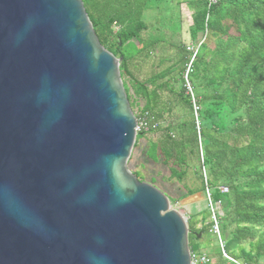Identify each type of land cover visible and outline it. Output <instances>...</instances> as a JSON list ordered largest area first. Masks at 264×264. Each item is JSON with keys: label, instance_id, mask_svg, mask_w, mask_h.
<instances>
[{"label": "water", "instance_id": "1", "mask_svg": "<svg viewBox=\"0 0 264 264\" xmlns=\"http://www.w3.org/2000/svg\"><path fill=\"white\" fill-rule=\"evenodd\" d=\"M121 61L82 0H0V264H190L187 222L127 169Z\"/></svg>", "mask_w": 264, "mask_h": 264}, {"label": "trees", "instance_id": "2", "mask_svg": "<svg viewBox=\"0 0 264 264\" xmlns=\"http://www.w3.org/2000/svg\"><path fill=\"white\" fill-rule=\"evenodd\" d=\"M82 3L101 46L122 58L119 72L131 109L142 101L138 114L149 113L158 123L150 133L158 132L159 138L149 143L145 159L167 167L169 180L182 184L184 198L207 188L212 202H220L217 223L224 252L257 264L264 258V0ZM181 3L192 10L189 38L195 47L190 51L184 44H172L175 54L156 65L164 68L140 81L130 70L131 62L138 55L148 57L159 44V39L143 43L141 32L154 25L177 26L179 14L170 15ZM160 11L170 14L166 21H145ZM132 39L141 47L131 46ZM188 66L191 91L184 78ZM145 135H136L133 148ZM222 187L228 192L222 193ZM189 220L188 246L195 254V241L210 234L213 223L198 229Z\"/></svg>", "mask_w": 264, "mask_h": 264}, {"label": "rangeland", "instance_id": "3", "mask_svg": "<svg viewBox=\"0 0 264 264\" xmlns=\"http://www.w3.org/2000/svg\"><path fill=\"white\" fill-rule=\"evenodd\" d=\"M169 8L173 9L175 5H168ZM164 13V12H163ZM168 13V10L166 11ZM179 14L178 25H172L170 28H162L161 25H154L149 27L147 30L142 31L140 34V39L143 43H148L149 41H153L155 39H159L158 45L150 51L148 57H144L143 55H138L131 62L130 70L133 72L134 76L143 81L147 79L153 71H160L164 68H157L156 65L162 58H169L175 54V49L171 46L172 44H184L188 49H193L195 47V43H191L189 38V27L192 23L191 14L192 10L185 3H181L179 5V11L174 14H162L161 11L157 16L153 13H150L145 17V21L148 23L152 22L153 17H157L156 19H160L166 21L167 17L176 16ZM163 23V22H162ZM166 23V22H165ZM201 40V34H198L197 41ZM131 46H135L140 48L141 45L136 39H132L130 41ZM153 65V66H152ZM188 69V67H187ZM186 69V71H187ZM143 102H139V108L142 107ZM139 108H135L138 110ZM133 109L132 111H134ZM177 112V110H176ZM159 133H147L141 139H138V146L136 148H132L129 159L127 161V169L135 173L137 179L140 181H144L154 187H156L159 191L165 194L168 199L172 202L170 203V208L176 210L184 220L190 221L191 223H195L198 229L202 228L209 224L210 216L205 213L207 210V202L205 192H200L198 195H193L189 197H183L184 190L182 188V184L178 183L175 180H169V172L167 167L163 166L160 163H151L145 159L144 151L148 148V145L152 141H156L159 138ZM201 158V157H200ZM188 184H191L192 181H188ZM198 244L199 248L196 253H204L205 255H218L220 249L218 247V243L216 237L212 234H203L199 235L198 240L195 241Z\"/></svg>", "mask_w": 264, "mask_h": 264}, {"label": "built area", "instance_id": "4", "mask_svg": "<svg viewBox=\"0 0 264 264\" xmlns=\"http://www.w3.org/2000/svg\"><path fill=\"white\" fill-rule=\"evenodd\" d=\"M217 1L218 0H208V3L214 4ZM192 50L193 49H191L190 51H192ZM188 72H189V66H188L187 71L185 72L184 78L186 80V86H187L188 91H191L189 84L187 83ZM195 110H196V108H195ZM134 116L136 119V126H135L136 135L139 133L147 134V133H150V132L157 129L158 123L153 119V117L149 113L138 114V110H135ZM220 191L222 193L228 192L227 188H223V187L220 188ZM204 192L206 195L207 210L210 212V220H212L211 223H213L212 227L209 229V233L216 237L218 247H219L220 252H221V257L224 260H226L227 262H229L230 264H246L244 262L235 260L234 258L228 256L224 252V249H223L224 243L222 242V240L220 238V231H219V226L217 223V216H219V217L221 216L220 202H216V203L212 202L209 190L207 188L205 189ZM190 256H191L190 257V264H209L210 263V258L205 254L199 255V254L190 253Z\"/></svg>", "mask_w": 264, "mask_h": 264}, {"label": "crops", "instance_id": "5", "mask_svg": "<svg viewBox=\"0 0 264 264\" xmlns=\"http://www.w3.org/2000/svg\"><path fill=\"white\" fill-rule=\"evenodd\" d=\"M196 195H198V194H196ZM221 215H222V213H221ZM195 254H199L200 255V253H195ZM202 254H204V253H202ZM208 257L210 258V263L209 264H230L229 262H227L226 260H224L221 257V252L220 251H219L218 255L214 256V255L208 254ZM257 264H264V258L258 259Z\"/></svg>", "mask_w": 264, "mask_h": 264}]
</instances>
